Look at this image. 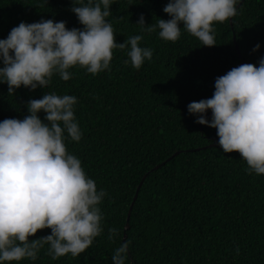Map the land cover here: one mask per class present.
Returning a JSON list of instances; mask_svg holds the SVG:
<instances>
[{
    "label": "trees",
    "instance_id": "trees-1",
    "mask_svg": "<svg viewBox=\"0 0 264 264\" xmlns=\"http://www.w3.org/2000/svg\"><path fill=\"white\" fill-rule=\"evenodd\" d=\"M168 2L112 0L107 19L116 41L141 35L140 46L152 49V59L139 70L125 64L127 49H113L110 71L92 75L75 66L68 81L54 74L47 88L21 86L14 95L0 83V121L23 120L30 114L27 102L47 92L77 97L82 137L66 139V150L107 193L99 205L104 231L80 256L53 260L45 245L35 261L4 264H113L114 250L126 241L125 264H264V174H249L241 154L224 152L217 129L196 123L187 107L211 98L216 78L232 68L259 66L264 0H238L235 17L214 22L213 47L186 30L176 42L161 39L158 28L142 31L136 24L141 14L146 25L171 19L163 11ZM72 7L73 0H0V39L21 22L43 19L83 29ZM39 115L43 120L46 114ZM110 228L119 230L115 242L108 238ZM50 234L42 229L30 239Z\"/></svg>",
    "mask_w": 264,
    "mask_h": 264
},
{
    "label": "clouds",
    "instance_id": "clouds-1",
    "mask_svg": "<svg viewBox=\"0 0 264 264\" xmlns=\"http://www.w3.org/2000/svg\"><path fill=\"white\" fill-rule=\"evenodd\" d=\"M237 2L169 0L163 11L171 19L159 18L146 25L141 14L136 24L148 33L158 28L159 37L171 42L186 30L203 46L213 47L214 22L235 17ZM111 5L112 0H73L71 11L83 29H68L64 21L43 19L21 22L6 39H0V83L8 85L9 95L21 86L47 88L54 74L68 81L75 66L92 75L110 71L113 49H127L125 64L130 62L137 70L151 60L152 49L140 46L141 35L116 41L107 19ZM77 102L74 95L47 92L27 102L30 114L23 120L0 121V264L35 261L45 245L53 260L67 254L75 258L104 231L99 205L107 193L98 191L81 160L66 150V139L79 142L82 137L74 114ZM187 107L197 116L196 123L217 129L224 152L241 154L249 174H264V58L258 67L241 64L217 77L212 97ZM209 110L211 121L206 118ZM42 111L46 114L43 120ZM42 229H51V234L30 239ZM117 235L118 229H109L110 240L115 242ZM129 244L126 241L114 250L113 264H125Z\"/></svg>",
    "mask_w": 264,
    "mask_h": 264
},
{
    "label": "water",
    "instance_id": "water-1",
    "mask_svg": "<svg viewBox=\"0 0 264 264\" xmlns=\"http://www.w3.org/2000/svg\"><path fill=\"white\" fill-rule=\"evenodd\" d=\"M232 21V20H231ZM234 39H235V41H236V36H234ZM212 115V114H211ZM217 144V140L215 141V143L214 144H212V145H216ZM180 152H176L174 155H172V157L173 156H175V155H177V154H179ZM171 159V157L168 159V160H170ZM141 185H142V183L140 184V186L138 187V189H137V191H136V194H135V196H134V201L132 202V205H131V207H130V210H129V214H128V223H127V225H126V228H129V219H130V217H131V211H132V209H133V206H134V203H135V201H136V199L138 198V195H139V190H140V188H141ZM127 236V234H125V237Z\"/></svg>",
    "mask_w": 264,
    "mask_h": 264
}]
</instances>
